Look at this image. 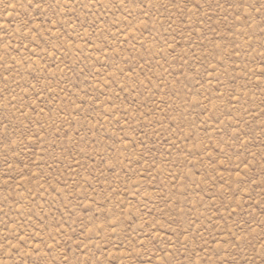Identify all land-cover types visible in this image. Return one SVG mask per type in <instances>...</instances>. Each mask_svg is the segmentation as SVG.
<instances>
[{
    "label": "rangeland",
    "instance_id": "374dc122",
    "mask_svg": "<svg viewBox=\"0 0 264 264\" xmlns=\"http://www.w3.org/2000/svg\"><path fill=\"white\" fill-rule=\"evenodd\" d=\"M0 264H264V0H0Z\"/></svg>",
    "mask_w": 264,
    "mask_h": 264
}]
</instances>
